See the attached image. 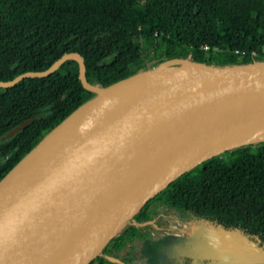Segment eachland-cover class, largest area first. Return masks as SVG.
I'll list each match as a JSON object with an SVG mask.
<instances>
[{"label":"water","instance_id":"obj_1","mask_svg":"<svg viewBox=\"0 0 264 264\" xmlns=\"http://www.w3.org/2000/svg\"><path fill=\"white\" fill-rule=\"evenodd\" d=\"M67 59L79 62L82 83L96 95L0 181V264H90L129 221L158 228L134 216L174 180L214 156L264 142V60L216 66L173 59L101 87L88 82L84 58L72 52L0 86L47 76Z\"/></svg>","mask_w":264,"mask_h":264},{"label":"trees","instance_id":"obj_2","mask_svg":"<svg viewBox=\"0 0 264 264\" xmlns=\"http://www.w3.org/2000/svg\"><path fill=\"white\" fill-rule=\"evenodd\" d=\"M72 52L84 58L88 82L101 87L173 59L216 66L263 61L264 0H0V81L47 70ZM95 95L82 83L75 59L47 76L0 86V136L35 118L0 143V181ZM159 204L192 220H216L264 238V142L191 169L134 219H157L163 215ZM150 229L156 226L129 221L90 264H117L106 255L133 264Z\"/></svg>","mask_w":264,"mask_h":264},{"label":"flooded vegetation","instance_id":"obj_3","mask_svg":"<svg viewBox=\"0 0 264 264\" xmlns=\"http://www.w3.org/2000/svg\"><path fill=\"white\" fill-rule=\"evenodd\" d=\"M163 219L167 221L164 215L157 217L155 220L157 222L159 220L162 222ZM187 220H185V222L188 224V226L189 224L191 225V232L188 231V233H190H187V236H182V238L189 239L200 234H205V236L208 237L205 243H186L179 241L178 238H181V236L176 235L175 237L164 236L166 238L165 241H170L169 243L172 245V247H187L188 245L194 244H210L208 250H206L204 253H200L201 255L197 253L198 257H193L190 254H196V251H193L190 248H187L185 251L180 249L175 250V248L174 251L170 253L171 255L165 254L163 257H161V260H159L158 257L159 250L157 253L153 251L154 254L151 255L153 258L152 264H264V238L260 235L251 233L248 230L238 226H228L227 224H222L216 220H207L201 218L196 220L188 218ZM164 224H161L158 229L156 228V230L160 232V229L163 228ZM192 226H198V228H193L192 232ZM200 230L201 233H198ZM149 239L151 240L152 236L147 240L149 241ZM144 242L145 240L142 242V244ZM158 245L160 246L161 243Z\"/></svg>","mask_w":264,"mask_h":264},{"label":"rangeland","instance_id":"obj_4","mask_svg":"<svg viewBox=\"0 0 264 264\" xmlns=\"http://www.w3.org/2000/svg\"><path fill=\"white\" fill-rule=\"evenodd\" d=\"M226 155L227 154H224L223 156L225 157ZM157 208H159L160 212L163 213V215L167 219V221L163 219L162 222L159 220L158 224L160 225L164 223L166 224H164L163 228L161 229L159 228L161 230L160 232L157 231L156 229H150L152 239L151 240L149 239V241L145 240V242L141 246H139V254L137 255L138 257L135 259L133 264H152L153 258L151 257V255H153L154 252L157 253L158 250H159L158 252L159 260H161V257H163L165 254L171 255L170 253L174 251L175 248H176L175 250L180 249L182 251L183 250L185 251L187 248H190L191 250L196 251V254L194 253L190 254L193 257H198L197 253L201 255L200 253H204L206 252V250H208L210 244H201V245L194 244V245H188L187 247L185 246L172 247V245H170L169 243L170 241L167 240L165 241L166 238L164 236L166 237H175V235L181 236V238H178V240L186 243L187 242L205 243L208 237H206L205 234H200L198 236H194L189 239L182 238V236H187L189 234L188 231H191L190 230L191 225L189 224L188 226V224L185 222V220H187L188 217H185L184 214H180L176 210L168 209L165 205L163 206L159 204ZM192 228L195 229L198 228V226H192ZM198 233H201V230ZM159 243H161L160 246L158 245Z\"/></svg>","mask_w":264,"mask_h":264},{"label":"built area","instance_id":"obj_5","mask_svg":"<svg viewBox=\"0 0 264 264\" xmlns=\"http://www.w3.org/2000/svg\"><path fill=\"white\" fill-rule=\"evenodd\" d=\"M205 49H208V47L206 46Z\"/></svg>","mask_w":264,"mask_h":264},{"label":"crops","instance_id":"obj_6","mask_svg":"<svg viewBox=\"0 0 264 264\" xmlns=\"http://www.w3.org/2000/svg\"><path fill=\"white\" fill-rule=\"evenodd\" d=\"M190 233V232H189Z\"/></svg>","mask_w":264,"mask_h":264}]
</instances>
